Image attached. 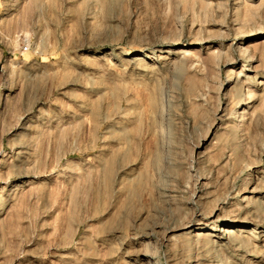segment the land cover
I'll use <instances>...</instances> for the list:
<instances>
[{"label": "rangeland", "instance_id": "obj_1", "mask_svg": "<svg viewBox=\"0 0 264 264\" xmlns=\"http://www.w3.org/2000/svg\"><path fill=\"white\" fill-rule=\"evenodd\" d=\"M260 30L264 0H0V264H264Z\"/></svg>", "mask_w": 264, "mask_h": 264}, {"label": "bare ground", "instance_id": "obj_2", "mask_svg": "<svg viewBox=\"0 0 264 264\" xmlns=\"http://www.w3.org/2000/svg\"><path fill=\"white\" fill-rule=\"evenodd\" d=\"M263 32H264V30H260V34H263ZM261 36V35H260ZM238 38L239 39H243V37L241 36V35H239L238 36ZM235 44H236V42H235ZM231 46H233V45H231ZM236 49H238V50H241L243 53H241V54H244V55H246V54H248V56H247V60L246 61H249V60H251V59H253V57H254V54L251 52V50H249L248 48H245V49H242V46L240 45L239 47H235ZM184 51V50H183ZM234 51V50H233ZM154 52V50L152 49H150V50H148V51H146L145 53H146V56H144V55H138V56H136L135 57V59L136 60H138L139 61V63L140 62H147L148 61V58H151L153 55H152V53ZM251 63V62H250ZM253 66V65H252ZM235 68V67H234ZM234 68H231L230 69V73L228 74V77L226 78V81H228V83L230 84V83H232V82H234V81H237L238 80V74H242L243 75V72H246V74H247V72H248V70H250L251 68H246L245 67V64H243V65H241V70H240V72L238 73V72H236V70L234 69ZM253 69V68H252ZM234 73H235V75H234ZM245 74V75H246ZM234 75V77H232ZM240 76V75H239ZM247 76V75H246ZM256 77V76H255ZM264 77V76H263ZM243 79V78H242ZM245 80V79H244ZM261 80V78L259 79V81L258 82H256V84L258 83H262V82H264L263 80L262 81H260ZM248 83H249V86H247L248 85ZM247 84H245V86L244 87H242L241 89H234V94L235 95H237V96H241L242 95V93H244V92H246L245 93V95H246V98L243 100V102H241L240 104H241V111L240 112H238L239 113V118H236L235 120H234V123L235 124H233V125H231L232 127H238L239 125H240V123H236V122H238V121H240V122H243L244 121V117L249 113V114H251L252 113V111H250V112H248L249 110H247L246 108H244L243 109V106L245 107V105H247V104H250V103H252L251 101H250V99L251 98H254L256 95H255V93L253 92V90H251V88H250V82H248ZM254 84V83H253ZM244 85V84H243ZM256 89V88H255ZM226 91V90H225ZM255 91V90H254ZM227 93H230V92H227ZM262 93V92H261ZM261 97V96H260ZM263 100H264V98H263ZM262 100V101H263ZM260 104V103H259ZM256 105V104H255ZM257 106V105H256ZM236 113H237V111H236ZM259 114V113H258ZM241 130V129H240ZM159 135V134H158ZM251 167V166H250ZM250 174L252 173V170H251V168H250V172H249ZM258 176V175H257ZM245 180H246V183L248 184V177L247 178H245ZM246 191H248V185L245 187V190H244V192H246ZM249 191H250V189H249ZM244 194V193H243ZM258 198V197H257ZM202 216V215H201ZM200 216V217H201ZM217 216V215H216ZM199 217V218H200ZM219 217V216H218ZM198 218V219H199ZM220 219V218H219ZM202 220V219H201ZM204 222V221H203ZM205 223V222H204ZM190 224V223H189ZM193 224V223H192ZM231 224V222H229V221H227V222H225V226H229ZM213 225V224H212ZM256 225H258L257 223H256ZM197 227H200V228H198L197 229ZM249 228V227H248ZM247 227H243V226H241V227H238L236 230L233 228V229H231L230 227H224V228H222V227H220L219 228V230H221L222 232H226L225 234H227V233H231V232H233V231H235V233L236 232H238V237H240V238H244V237H246V236H248V233L250 234L251 233V231H252V229H248ZM192 229H195V230H197V232H196V235L198 236V237H202V238H205V240H208V238H210V230L211 231H214L215 229H216V226H215V224L211 227V228H206L205 226H194V225H191V227H190V229H189V232H191L192 231ZM193 232V231H192ZM221 232V233H222ZM264 232V231H263ZM216 234V233H215ZM225 234H220L219 235V237L221 238V239H216V238H214V242H219L220 244H222V239L224 238H226V235ZM264 234V233H263ZM217 235V234H216ZM213 237V236H212ZM256 237H259V236H256ZM249 238V237H248ZM212 239V238H211ZM251 239V238H250ZM257 239H259V238H257ZM253 240V239H252ZM255 242V241H254ZM223 247V246H222ZM223 251H224V249H223ZM146 254H148V253H146ZM223 254V253H222ZM145 256V255H144ZM227 257V256H226ZM141 258V257H140ZM139 259V258H138ZM149 259V258H148ZM147 259V260H148ZM228 259H229V257H228ZM196 260V259H195ZM205 260V259H204ZM250 260V259H249ZM139 261H141L142 262V258H141V260H139ZM151 261V260H150ZM208 261V260H207ZM134 262V263H133ZM133 262H130L129 264H135V260L133 261ZM147 263H148V261H146ZM196 262V261H195ZM137 263V262H136ZM240 263V262H239ZM144 264H145V262H144ZM149 264V263H148ZM221 264H225V260H224V262H222ZM232 264V263H231ZM238 264V263H237ZM244 264V263H243Z\"/></svg>", "mask_w": 264, "mask_h": 264}, {"label": "built area", "instance_id": "obj_3", "mask_svg": "<svg viewBox=\"0 0 264 264\" xmlns=\"http://www.w3.org/2000/svg\"><path fill=\"white\" fill-rule=\"evenodd\" d=\"M27 48H28V46H27V45H25V46H24V49H25V50H27Z\"/></svg>", "mask_w": 264, "mask_h": 264}]
</instances>
